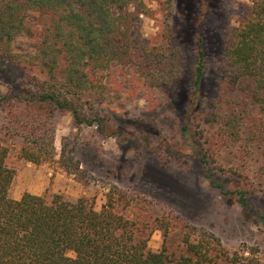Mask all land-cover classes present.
Here are the masks:
<instances>
[{"label":"trees","instance_id":"obj_1","mask_svg":"<svg viewBox=\"0 0 264 264\" xmlns=\"http://www.w3.org/2000/svg\"><path fill=\"white\" fill-rule=\"evenodd\" d=\"M162 2L167 8L172 4ZM145 12L144 0H0V59L28 72L0 91V136L18 139L23 159L34 164L56 160V112H69L78 127L96 126L104 137L129 139L138 152L156 151L149 127L131 131L117 124L95 108L93 99L104 94L107 79L118 72L128 80L121 81L122 87L131 82L133 90L141 86L148 92L180 79L177 52H165L168 45L145 46L132 33ZM228 39L217 98L207 103L204 38L198 34L192 81L187 91L182 84L176 89L179 138L168 152L196 156L214 187L237 197L264 222V193L256 192V181L252 189L242 187L241 179L249 175L225 168L214 155L220 146L235 148L244 162H256L254 146H264V0H251L249 16L229 31ZM58 161L83 184L90 182L64 149ZM15 172L0 143V264H264L259 247L229 249L178 215L131 217L127 211L146 199L115 185L99 210L84 196L69 200L59 193L24 192L12 198ZM218 173L224 180L217 179ZM254 173L255 179L264 178V159ZM176 227L180 241L172 245ZM153 229L162 232L158 250L148 245Z\"/></svg>","mask_w":264,"mask_h":264},{"label":"rangeland","instance_id":"obj_2","mask_svg":"<svg viewBox=\"0 0 264 264\" xmlns=\"http://www.w3.org/2000/svg\"><path fill=\"white\" fill-rule=\"evenodd\" d=\"M144 2L146 12L134 23L132 33L138 35L145 46L168 45L165 52H177L181 56L180 79L173 78L170 86L148 92L137 84L133 90L131 82L122 87L121 81L128 80L121 78L123 73L118 72L107 79L106 84H109L104 94L93 95V99L95 108L113 122L126 124L131 131H145L149 127L148 135L156 151L138 152L129 139L104 137L96 126L78 127L69 112H56L53 117L55 161L29 162L19 154L18 139L0 136V143L7 147L8 160L16 170L10 196L18 199L24 192L59 193L69 200L84 196L99 210L106 201L109 187L115 185L146 199L127 211L131 217L151 219L172 213L184 222L214 234L229 249L243 245L259 247L264 261V222L250 215L237 197L224 195L214 187L210 179L203 176L196 156L177 153L169 156L168 152L175 149L179 138L176 126L180 95L176 89L182 84L187 91V85L192 81L198 34L204 38L203 91L208 103L217 98V87L225 67L224 54L229 44L228 33L249 16L251 0H172L169 8L162 0ZM26 74L28 72L22 67L0 59V91L6 92L8 86L20 82L27 77ZM220 147L214 154L218 163L245 172L249 176L241 179L242 187L252 189V181H256V192L263 194L264 178L256 180L254 170L264 159V146H254L259 160L249 163L242 160L235 148ZM62 149L86 170L88 175L82 177L90 179L88 184H83L78 176L61 166L58 160ZM217 179L224 180L223 174L218 173ZM180 233L179 227L172 229L169 240L172 245L179 243ZM162 242L161 230L153 229L149 247L158 250ZM68 254L72 255L71 252Z\"/></svg>","mask_w":264,"mask_h":264}]
</instances>
